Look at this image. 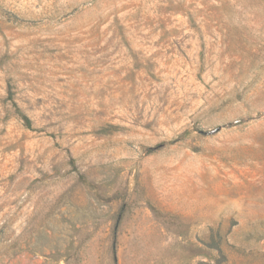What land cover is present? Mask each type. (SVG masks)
<instances>
[{"label": "rangeland", "instance_id": "obj_1", "mask_svg": "<svg viewBox=\"0 0 264 264\" xmlns=\"http://www.w3.org/2000/svg\"><path fill=\"white\" fill-rule=\"evenodd\" d=\"M0 264H264V0H0Z\"/></svg>", "mask_w": 264, "mask_h": 264}, {"label": "trees", "instance_id": "obj_2", "mask_svg": "<svg viewBox=\"0 0 264 264\" xmlns=\"http://www.w3.org/2000/svg\"><path fill=\"white\" fill-rule=\"evenodd\" d=\"M6 92H7V100H9L11 102L15 114L22 121V124L24 125V127H26L27 129H31L32 128V121L30 120V118L26 114H24L21 111V109L14 102V99H13L14 93L12 91V86L9 82L7 83V86H6ZM101 132L103 134H106V133H108V130L103 128V129H101Z\"/></svg>", "mask_w": 264, "mask_h": 264}]
</instances>
